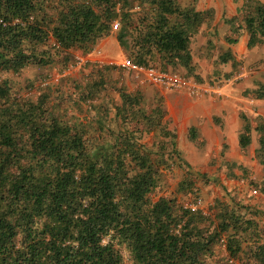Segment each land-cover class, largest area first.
Segmentation results:
<instances>
[{"label":"trees","instance_id":"16d2710c","mask_svg":"<svg viewBox=\"0 0 264 264\" xmlns=\"http://www.w3.org/2000/svg\"><path fill=\"white\" fill-rule=\"evenodd\" d=\"M241 12L248 48L262 44L264 3L244 0ZM116 20L134 63L154 66L155 57L154 67L194 77L189 44L203 15L177 0H0V74L67 68L71 50L91 53ZM97 78L81 92L96 119L80 124L54 112L49 88L25 99L0 85V264H264L244 206L215 200L204 211L153 199L163 171L184 163L164 113L122 87L113 89L120 104L92 103L106 88ZM152 132L167 142L149 147L143 139ZM249 140L245 126L241 148ZM257 159L264 167L262 135ZM194 178L179 183L182 196L197 194ZM255 188L264 194V183Z\"/></svg>","mask_w":264,"mask_h":264},{"label":"crops","instance_id":"0c3cea01","mask_svg":"<svg viewBox=\"0 0 264 264\" xmlns=\"http://www.w3.org/2000/svg\"><path fill=\"white\" fill-rule=\"evenodd\" d=\"M177 2L180 8L191 9L203 15V21L189 44L192 73L195 78H200L201 82L202 80L212 82L215 78L229 77L240 59H244L248 66L258 62L257 64H262L263 68L256 76L237 84L235 89L223 86L220 90L221 96L207 94L192 97L185 91H163L155 96L149 111L156 107L163 111V126L168 134H172L176 149L180 147L185 150L184 158L179 150L178 152L185 163L182 167H185L187 172L188 168L191 170L190 165L196 166L197 169L201 168L195 170L200 178L206 179L208 178L206 175L217 173L219 176L217 185L222 184V190L246 191V185L243 184L246 174L255 172L264 175L261 174L264 167L257 159L259 138L261 135L264 136V100L255 99L257 90L264 87V54L258 52L261 44L250 49L247 46L248 34L244 30L243 22H238L244 0H177ZM137 9L136 7L135 10ZM235 29L239 35L233 33ZM232 39L237 41L231 43ZM128 42L127 35L121 42L116 35L110 34L99 39L96 46L102 51L101 56L117 60L126 55L125 46ZM157 61L158 59L154 57L151 64L158 66ZM111 69L113 68L103 64L98 70V76H104L106 85ZM112 85L108 84L114 89L121 87L115 81ZM122 88L128 92L126 88ZM135 92L142 94L138 90ZM115 94L117 95L115 103L120 104L121 100L116 92ZM245 126L249 127L250 140L246 147L241 148L239 137ZM152 134L155 137L159 135L157 132ZM239 174L241 177L237 176ZM263 183L261 182V185ZM239 196L245 197L244 194ZM246 197L244 203H256L255 208H258V201H262L250 199L249 195ZM244 207V211L248 209L253 211L251 218L246 217L255 222L260 231L259 244H264V228L260 226L264 225V212L247 205Z\"/></svg>","mask_w":264,"mask_h":264},{"label":"rangeland","instance_id":"374dc122","mask_svg":"<svg viewBox=\"0 0 264 264\" xmlns=\"http://www.w3.org/2000/svg\"><path fill=\"white\" fill-rule=\"evenodd\" d=\"M259 1L264 3V0ZM241 19L242 15L240 14L238 16V22H242ZM111 34L115 36L116 33L111 32ZM258 48V52L264 54V42ZM69 54L71 56L72 62L70 63V66H67V68H60L58 66L42 69L29 67L23 70L19 75H12L11 73L0 74V85L4 81H7L11 88V94H16L19 98L25 99H35V97L41 91H45L46 88H49L51 98L50 105L54 109V112L58 114L60 118H64L66 121L72 124H80L84 123L86 120L94 121L96 119L95 111L93 110V108H91L93 104L82 99L81 92L88 82L90 83L92 80L98 79V70L101 66H103V64L104 66H109L113 69H111V73H109V77L107 78L108 83L105 86L106 88L103 90L102 95L100 96V98L92 101V103L96 105L103 106V103H110L111 101L115 103V99L117 101V95L113 90L114 87L108 86V84L113 86L112 84L114 83V81L117 82L118 85H121V87L126 88L130 93L135 92V90L140 91L144 95V102L149 108H152L155 96H158V94L162 93L163 91H167L150 84L144 79L143 76H137L136 74L122 71L118 67V63L121 62L123 58H129L127 54L117 60L107 59L101 56L102 51H100L99 47L97 46H95L93 52L89 53L88 55H83L81 51L78 50H71ZM76 56L81 58V60L77 63L76 61H74ZM257 63L258 62L252 63L253 66H248L244 59L238 60L236 62V65L234 66L235 70L231 73V75H229V77L233 74H241L243 78L235 82L233 85L227 87L230 89H235L237 84L248 80L252 76H256L258 71L263 68L262 64ZM176 70L179 74H186V71L184 69L178 68ZM195 72H197V70ZM195 77H192L191 79L194 80ZM229 77L215 78L212 82H203L204 80H202V82H196L200 84L216 86L217 84L221 83L219 82V80ZM111 90L113 91L112 93ZM109 93H111V96L109 95ZM107 95H109V97ZM143 141L149 147H151V145L155 146L161 141L167 142V140L163 139V137H155L152 133L147 134L144 137ZM178 150L182 154V158H184L183 155L185 150H182L180 147L177 148V151ZM183 164L185 165V163ZM184 165L176 164L174 166H171L170 169L163 171V183L161 188L153 196L154 200L158 199L159 197H171L177 198L181 203L189 204L194 202V200L198 198L200 199V207L204 211H206L213 204L214 200L219 199L231 206L247 205L250 208L264 212V195L261 192L256 191L255 188V186H261V182L263 183L264 171L261 172L263 176L255 172L246 174V180L243 182V184L246 185V191L234 189L231 191H225L221 189V187L223 186L222 184H220L219 186L217 185V183L219 182V176L216 175L217 173L208 174L206 175L208 178L203 179L195 173V170H201V168L197 169L196 166L190 165L191 170L188 168L189 172H187L185 170V167H182ZM187 173H192L195 176L194 191L197 190L196 195L187 194L182 196V194L178 192V185ZM241 174L237 176L241 177ZM227 179L229 178L227 177ZM239 194H244L245 197L249 195L250 199H254L257 201L261 199L262 201H258V208H255L256 203H244L245 197L240 198ZM243 212L249 218H251L250 216H252L253 214V211L250 209ZM261 221L262 220H260V222ZM260 226L261 228H264V225L261 224ZM218 249L222 250L223 248L221 247Z\"/></svg>","mask_w":264,"mask_h":264},{"label":"built area","instance_id":"2783aa9c","mask_svg":"<svg viewBox=\"0 0 264 264\" xmlns=\"http://www.w3.org/2000/svg\"><path fill=\"white\" fill-rule=\"evenodd\" d=\"M120 29V22L117 20L111 25V31L116 32ZM95 49V48H94ZM93 49V50H94ZM93 52V51H92ZM80 57L76 56L74 61L79 62ZM70 66V65H69ZM118 67L125 72H130L136 74L137 76H143L146 81L150 84L160 87L167 91H185L192 97H201L207 94H215V96H221V88L226 86H231L235 82L243 78L241 74H233L229 78H224L219 80V84L216 86H210L208 84H200L191 78L178 73H171L167 71H162L154 66H141L134 63L130 58H123L121 62L118 63ZM192 209L199 207L200 199L194 200V202L187 204Z\"/></svg>","mask_w":264,"mask_h":264}]
</instances>
